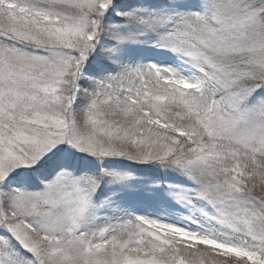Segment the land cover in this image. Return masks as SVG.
Here are the masks:
<instances>
[{"label": "rangeland", "instance_id": "374dc122", "mask_svg": "<svg viewBox=\"0 0 264 264\" xmlns=\"http://www.w3.org/2000/svg\"><path fill=\"white\" fill-rule=\"evenodd\" d=\"M259 156L264 0H0V264H264Z\"/></svg>", "mask_w": 264, "mask_h": 264}, {"label": "trees", "instance_id": "16d2710c", "mask_svg": "<svg viewBox=\"0 0 264 264\" xmlns=\"http://www.w3.org/2000/svg\"><path fill=\"white\" fill-rule=\"evenodd\" d=\"M165 114L167 115V119H169V122L172 123H177L179 125H187V124H193L195 123L194 117L185 109L183 105L179 104H172L169 106V108L165 109ZM171 120V121H170ZM178 126V125H177ZM202 131L201 128H197L194 132V136L196 137L200 132ZM180 138V137H179ZM195 140L194 138H192ZM176 147V150H181L180 152H183L185 155L188 154L189 148H191V143H177L174 144ZM156 152V151H155ZM153 152V153H155ZM156 158H153L151 161L155 162ZM246 163H249L244 159ZM259 161H262L264 164V159L260 158ZM224 163V161H223ZM222 164V163H221ZM219 164V165H221ZM223 165V164H222ZM224 166V165H223ZM226 167H228L227 164H225ZM224 166V167H225ZM225 167V168H226ZM253 170H248L247 172L245 171L241 176L243 178V183L244 186H247V188L250 189L252 196L254 198H258L262 202H264V167L262 164H260L257 167H253ZM45 171V170H44ZM150 175L153 174L154 172L152 170H149ZM257 199V200H258ZM172 246L171 248H173ZM177 250L179 251L180 254H182L186 259L192 258V256L201 257L204 258H211L213 259L217 264H251L243 259H238V258H224L218 254H215L209 250V248L197 245L194 247H183L179 244L176 246ZM194 260V258H192ZM196 260V259H195ZM194 260V261H195Z\"/></svg>", "mask_w": 264, "mask_h": 264}]
</instances>
